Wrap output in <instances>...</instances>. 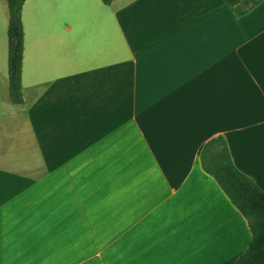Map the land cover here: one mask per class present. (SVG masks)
<instances>
[{"label": "crops", "instance_id": "0c3cea01", "mask_svg": "<svg viewBox=\"0 0 264 264\" xmlns=\"http://www.w3.org/2000/svg\"><path fill=\"white\" fill-rule=\"evenodd\" d=\"M58 6L22 10L21 105L0 7V264H235L251 232L200 154L223 136L264 191V0Z\"/></svg>", "mask_w": 264, "mask_h": 264}, {"label": "trees", "instance_id": "16d2710c", "mask_svg": "<svg viewBox=\"0 0 264 264\" xmlns=\"http://www.w3.org/2000/svg\"><path fill=\"white\" fill-rule=\"evenodd\" d=\"M26 0H6L8 20V69L10 99L13 104H23L22 64L24 56V29L22 10ZM238 18L248 14L263 0H225ZM109 6L113 0H102ZM202 169L212 176L233 206L246 219L252 240L247 250L235 264H264V191L233 162L223 136L209 140L200 154Z\"/></svg>", "mask_w": 264, "mask_h": 264}, {"label": "rangeland", "instance_id": "374dc122", "mask_svg": "<svg viewBox=\"0 0 264 264\" xmlns=\"http://www.w3.org/2000/svg\"><path fill=\"white\" fill-rule=\"evenodd\" d=\"M0 7L3 11V15L6 9L5 0H0ZM42 19H63V18H73L74 13L68 12L65 9H59L58 0H28L27 4L23 9V19L25 25L29 22V19L33 18Z\"/></svg>", "mask_w": 264, "mask_h": 264}]
</instances>
